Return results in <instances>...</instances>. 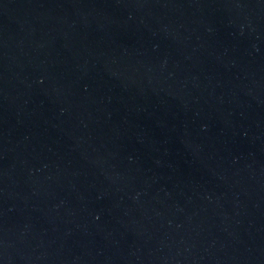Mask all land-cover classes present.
I'll list each match as a JSON object with an SVG mask.
<instances>
[{"label": "water", "instance_id": "water-1", "mask_svg": "<svg viewBox=\"0 0 264 264\" xmlns=\"http://www.w3.org/2000/svg\"><path fill=\"white\" fill-rule=\"evenodd\" d=\"M0 264H264V0H0Z\"/></svg>", "mask_w": 264, "mask_h": 264}]
</instances>
